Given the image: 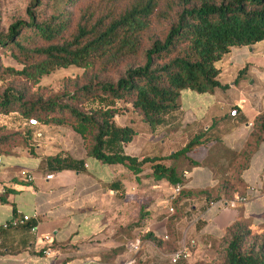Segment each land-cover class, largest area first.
Returning a JSON list of instances; mask_svg holds the SVG:
<instances>
[{
    "label": "trees",
    "instance_id": "1",
    "mask_svg": "<svg viewBox=\"0 0 264 264\" xmlns=\"http://www.w3.org/2000/svg\"><path fill=\"white\" fill-rule=\"evenodd\" d=\"M78 1L34 0L36 8L50 10L49 18L37 23L28 13L27 23H12L0 35V49L10 50L22 65L15 74L25 81L36 83L68 67L83 70L89 81L71 93L35 104L21 103L22 96L7 89L0 96V114L12 110L29 123L67 127L80 137L86 158L119 165L134 177L148 165L154 181L180 188L177 195L184 191V172L207 164L215 167L213 187L188 192H197L206 200L214 191L219 201L218 195L235 192L228 191L229 187L244 189L240 175L253 150L264 141V109L252 122L250 138L240 153L220 148L219 138L213 136L219 123L215 120L206 132L167 157L142 159L124 153L135 131L117 126L114 117L120 105H128L153 133L167 115L179 110L182 91L211 94L224 90L217 80L216 65L233 48L264 42V0H94L110 3L111 9H86L72 24L70 10ZM154 24L169 25L161 38L148 37ZM245 73L246 68L239 71L237 79ZM211 143L219 146L224 163H198L189 157ZM7 152L5 148L1 153ZM46 168L49 172L80 171L83 162L55 156L46 160ZM169 213L177 218L172 209ZM243 241L241 230L231 233L224 264H264V257L242 250Z\"/></svg>",
    "mask_w": 264,
    "mask_h": 264
},
{
    "label": "crops",
    "instance_id": "2",
    "mask_svg": "<svg viewBox=\"0 0 264 264\" xmlns=\"http://www.w3.org/2000/svg\"><path fill=\"white\" fill-rule=\"evenodd\" d=\"M217 64L218 81L223 75L236 79L239 71L246 68L247 72L250 66L251 70L255 67L264 71V42L233 48ZM256 81V86L264 91V79ZM229 96L228 91L220 89L211 94L182 91L179 110L167 115L164 124L153 133L147 128L135 132L132 141L124 146V153L138 159L167 157L184 147L190 138L206 132L215 120L219 123L213 136L219 138L220 148L242 152L250 138L252 122L264 109V95L246 97L247 106L240 109L235 105L237 100ZM185 111L189 112L191 121L189 117L185 120ZM231 111H235L234 116H230ZM236 117L246 122L240 123ZM178 139L183 144L173 150ZM220 148L211 143L195 149L189 157L198 163H224L219 157ZM253 158L259 168L249 176L252 187L249 191L255 195L250 202H261L264 200V141L253 150L240 175L246 186L245 177ZM74 160L83 162L82 170L44 172L40 161L34 165L28 160L18 162L0 157V225L20 215L35 216L24 227L0 233V264H142L146 258L144 245L161 241L162 245H181L184 239L179 240L178 231L186 221L173 218L169 213L171 208H166L172 200L168 197L173 188L165 181H154L148 165L134 177L119 165H102L85 154ZM194 168L206 170L208 184L214 185L213 165ZM194 168L184 172V190L192 181L187 177ZM49 175L52 178L46 180ZM216 203L209 204L199 214L205 223L200 237L218 239L214 235H222L231 223L228 221L221 227L218 223L209 224L208 214H212L211 207ZM245 204L243 213L247 211ZM191 224L192 221L186 224L190 225L189 230ZM146 235L151 239L146 240ZM134 240L140 241L135 253L127 249ZM46 250L48 255L43 254Z\"/></svg>",
    "mask_w": 264,
    "mask_h": 264
},
{
    "label": "rangeland",
    "instance_id": "3",
    "mask_svg": "<svg viewBox=\"0 0 264 264\" xmlns=\"http://www.w3.org/2000/svg\"><path fill=\"white\" fill-rule=\"evenodd\" d=\"M33 2L34 0H0V35H5L7 28L14 22L27 23L29 20L28 13L34 15L37 23L46 21L51 15L50 10L44 6L38 9ZM108 4L94 0H79L70 10L72 24L78 19L79 14L86 9H111ZM168 26V24H154L148 33V37L152 39L161 38L166 33ZM250 63L254 64L252 61ZM22 68V65L12 56L10 50L0 49V96L8 89L22 96L21 103L35 104L45 102L63 93H71L89 81V76H85L83 70L68 67L67 69H57L49 75L41 77L36 83H32L15 74V72L21 71ZM252 69L254 70H251L250 66L245 74L238 77V79L236 77L237 80L228 75L219 77L220 81L218 82L226 87L223 91H228L230 93L229 97H234L237 100L235 105L239 109L241 106H247L246 97L253 96L257 98L264 95V91L260 86H256L257 81L255 82V80L264 79V71L255 69V67H252ZM119 108L120 113L114 117L117 126H130L135 132L145 129L140 118L131 112L128 105H120ZM185 114V120L189 117L191 121L192 118L189 112L185 111ZM246 116L250 117V115ZM193 117L199 118L200 116L195 115ZM182 144L183 140L178 139L177 144L172 149H179ZM5 148L8 149V152L3 155L1 152ZM83 154L84 149L80 137L67 127L42 126L34 122L29 123L12 110L8 114H0V157L2 159H14L18 162L28 160L34 165L40 161L41 168L45 172L47 171V159L55 156L77 159ZM209 156L211 157V154ZM258 168V162L253 158L246 175L247 178L245 177V182L247 181L248 185L246 186L243 183L244 189L240 186L237 190H235L236 187H229L228 191L231 188V191L235 192L218 195L219 203H216L218 201L215 200L216 193L214 191H210L206 200L204 197H200L197 192L184 190L179 195L174 196L171 193L168 199L172 198V200L166 208L170 207L173 210L174 216H177L176 219H185V225H182L178 231L179 240L182 238L184 241L181 245H162V241L161 244L144 245L146 258L142 264H170V255L182 248H185L187 258L177 264H224L226 244L231 233L237 231V229L241 230L244 237L242 250L257 257H264V200L250 202L251 199L255 198V195L249 191V188H252L249 185L251 181L249 176ZM189 177L192 178V181L186 184V190L198 191L213 187L212 184H208L209 177L203 168H194L187 178ZM174 198L175 202H173ZM241 199H244V201L242 202ZM246 202L247 204H245ZM214 203L216 204L211 207L212 214H208L210 216L209 224L218 223L221 227L227 224L228 221H231V223L224 229L222 235H214L220 237L218 239L200 237V230L205 223L201 222L199 214L208 208L209 204ZM243 204L247 207L245 213L242 212ZM197 212L200 213L197 214ZM191 221L192 224L189 230L190 225L187 227L186 224ZM232 224L236 225L227 230ZM185 227L187 228L184 230ZM168 242L167 240L166 243Z\"/></svg>",
    "mask_w": 264,
    "mask_h": 264
},
{
    "label": "built area",
    "instance_id": "4",
    "mask_svg": "<svg viewBox=\"0 0 264 264\" xmlns=\"http://www.w3.org/2000/svg\"><path fill=\"white\" fill-rule=\"evenodd\" d=\"M235 115V111H231L230 116H234ZM52 178L51 175L46 176V180H50ZM180 188L179 187H174L173 188V196L176 195L179 192ZM241 201L243 202L244 199H241ZM233 206V204H232ZM171 212V210L169 211ZM31 219H35V216H27V215H20L17 217H13L11 220H9L8 222H5L3 224L0 225V233L2 231H7L10 229H17L19 227H24L27 225V223L30 222ZM140 248V241L139 240H134L133 242H131L128 246L127 249L130 252H137ZM44 255H48L49 251L46 250L43 252ZM187 258V252L185 250V248L180 249L179 251L173 253L172 255H170L169 259H170V264H177L178 262L185 260Z\"/></svg>",
    "mask_w": 264,
    "mask_h": 264
}]
</instances>
